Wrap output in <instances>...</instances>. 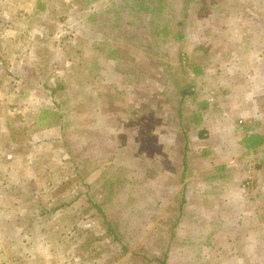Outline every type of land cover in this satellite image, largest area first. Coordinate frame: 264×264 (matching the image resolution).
<instances>
[{
    "label": "rangeland",
    "instance_id": "rangeland-1",
    "mask_svg": "<svg viewBox=\"0 0 264 264\" xmlns=\"http://www.w3.org/2000/svg\"><path fill=\"white\" fill-rule=\"evenodd\" d=\"M0 264H264V0H0Z\"/></svg>",
    "mask_w": 264,
    "mask_h": 264
},
{
    "label": "trees",
    "instance_id": "trees-1",
    "mask_svg": "<svg viewBox=\"0 0 264 264\" xmlns=\"http://www.w3.org/2000/svg\"><path fill=\"white\" fill-rule=\"evenodd\" d=\"M255 139H258V136L256 135H249L247 140H248V143L247 145H249L250 147L252 146H255L257 143H260L263 139H259L258 142L255 141ZM245 182L248 184L249 183V180L248 179H245Z\"/></svg>",
    "mask_w": 264,
    "mask_h": 264
}]
</instances>
